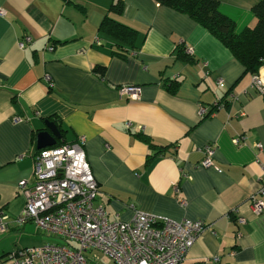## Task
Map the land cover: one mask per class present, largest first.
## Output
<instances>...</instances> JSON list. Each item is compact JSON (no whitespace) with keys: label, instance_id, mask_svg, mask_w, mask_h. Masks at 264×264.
I'll return each instance as SVG.
<instances>
[{"label":"crops","instance_id":"crops-1","mask_svg":"<svg viewBox=\"0 0 264 264\" xmlns=\"http://www.w3.org/2000/svg\"><path fill=\"white\" fill-rule=\"evenodd\" d=\"M115 1L120 15L109 12ZM216 1L236 34L255 25L256 0ZM0 9V211L9 216L0 264L55 241L32 223L14 222L25 205L19 183L34 181L45 121L60 133L56 144L84 137L97 203L110 221H129L136 211L200 219L209 227L181 264H264V213L250 204L264 199V94L222 43L153 0H0ZM106 16L133 31L132 45L100 30ZM26 35L31 42L20 48ZM127 85L141 88L139 99L120 96ZM220 100L211 116H199ZM145 137L166 152L148 159L154 151ZM206 145L214 147L213 166L200 168Z\"/></svg>","mask_w":264,"mask_h":264},{"label":"built area","instance_id":"built-area-1","mask_svg":"<svg viewBox=\"0 0 264 264\" xmlns=\"http://www.w3.org/2000/svg\"><path fill=\"white\" fill-rule=\"evenodd\" d=\"M30 42L31 37L26 35L18 45L23 48ZM261 68L251 75L250 86L264 94V68ZM45 80L49 81V76ZM140 93L141 88L136 85L119 88L120 96L128 98L139 99ZM218 102L212 107L219 108L222 104ZM213 113L209 114L208 107L199 109L201 118ZM83 144L84 137H79L72 143L48 147L34 155V181L19 183L25 205L14 222L32 223L55 241L14 251L5 264H99L100 260L113 264H181L208 224L200 219L175 222L139 211L129 221H110L103 206L97 203L98 187ZM254 147L262 150L260 143H254ZM213 155L214 147L206 145L198 166L212 167ZM262 169L259 194L264 196V163ZM173 187L178 192V186ZM250 204L255 215L264 213L263 198L251 197ZM238 220L244 223V218ZM8 222L9 216L0 211V234L7 231Z\"/></svg>","mask_w":264,"mask_h":264},{"label":"trees","instance_id":"trees-1","mask_svg":"<svg viewBox=\"0 0 264 264\" xmlns=\"http://www.w3.org/2000/svg\"><path fill=\"white\" fill-rule=\"evenodd\" d=\"M66 3L69 0H62ZM161 6L168 7L177 12L186 14L198 25L206 29L213 37H215L222 45H224L232 54V56L242 65L244 72L249 74L257 73L264 66V0H256L252 6V13L256 19L255 25L251 28H245L241 33L234 32V23L227 16L219 11V5L216 0H153ZM123 10V4L115 1L110 6L109 12L120 15ZM100 30L109 33L115 39L125 44H133V31L124 25L105 17L100 26ZM183 56L180 49L177 56ZM186 58V56H183ZM93 72L103 78L104 68L95 66ZM176 82H172L168 86V91L174 93L177 86L171 87ZM171 87V88H170ZM220 100L218 103L221 104ZM216 110V107L209 108V114ZM206 114L203 118L210 116ZM148 148L154 151L149 157L162 155L166 152V147H158L154 145L150 139L142 138ZM34 141V140H33ZM64 143H57L60 146Z\"/></svg>","mask_w":264,"mask_h":264},{"label":"water","instance_id":"water-1","mask_svg":"<svg viewBox=\"0 0 264 264\" xmlns=\"http://www.w3.org/2000/svg\"><path fill=\"white\" fill-rule=\"evenodd\" d=\"M44 125L46 130L39 131L36 135L37 150L55 146L56 140L60 139V133L58 132L54 123L45 121Z\"/></svg>","mask_w":264,"mask_h":264},{"label":"rangeland","instance_id":"rangeland-1","mask_svg":"<svg viewBox=\"0 0 264 264\" xmlns=\"http://www.w3.org/2000/svg\"><path fill=\"white\" fill-rule=\"evenodd\" d=\"M21 213H22V212H21ZM21 213H20V214H21ZM20 214H19V215H20ZM112 221H114V220H112ZM120 221H121V220H120ZM99 264H113V263L110 262V261H107V262H106V261H102V260H100V261H99Z\"/></svg>","mask_w":264,"mask_h":264},{"label":"bare ground","instance_id":"bare-ground-1","mask_svg":"<svg viewBox=\"0 0 264 264\" xmlns=\"http://www.w3.org/2000/svg\"><path fill=\"white\" fill-rule=\"evenodd\" d=\"M262 74L264 75V72H262Z\"/></svg>","mask_w":264,"mask_h":264}]
</instances>
